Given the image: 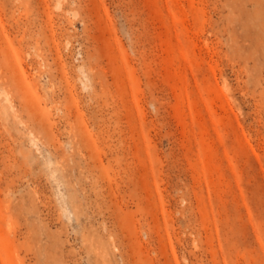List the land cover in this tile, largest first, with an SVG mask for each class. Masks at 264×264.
Returning <instances> with one entry per match:
<instances>
[{
  "label": "rangeland",
  "instance_id": "1",
  "mask_svg": "<svg viewBox=\"0 0 264 264\" xmlns=\"http://www.w3.org/2000/svg\"><path fill=\"white\" fill-rule=\"evenodd\" d=\"M0 264H264V0H0Z\"/></svg>",
  "mask_w": 264,
  "mask_h": 264
}]
</instances>
